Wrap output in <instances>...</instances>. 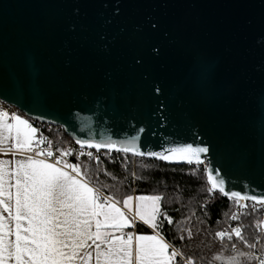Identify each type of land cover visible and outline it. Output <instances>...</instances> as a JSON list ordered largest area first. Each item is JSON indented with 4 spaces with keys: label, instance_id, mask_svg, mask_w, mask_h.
<instances>
[{
    "label": "water",
    "instance_id": "95a60500",
    "mask_svg": "<svg viewBox=\"0 0 264 264\" xmlns=\"http://www.w3.org/2000/svg\"><path fill=\"white\" fill-rule=\"evenodd\" d=\"M5 50L0 101L27 118L78 146L206 143L200 165L264 193V0H0Z\"/></svg>",
    "mask_w": 264,
    "mask_h": 264
},
{
    "label": "snow or ice",
    "instance_id": "6c2138e0",
    "mask_svg": "<svg viewBox=\"0 0 264 264\" xmlns=\"http://www.w3.org/2000/svg\"><path fill=\"white\" fill-rule=\"evenodd\" d=\"M17 93L22 99L18 89ZM156 93L160 94L159 88ZM144 130L138 129L141 133ZM150 134L157 135L155 131ZM200 139L197 137V141ZM161 140L160 150L145 141L143 151L138 135L120 140L104 135L77 143L82 149H108L187 165L204 164L202 157L206 158L210 151L206 143H175L163 136ZM44 144L49 145L47 150L40 147ZM8 155L12 158H0V264H195L179 249L173 247L169 251L172 246L159 234L164 216L161 195H126L122 199L105 195L107 185L90 186V174L82 170L80 163L65 159L70 151L54 156L47 137L29 119L0 108V157ZM86 155L93 158L91 151ZM206 170L210 193L218 192L241 208H246L243 202L249 200L254 211L258 210L257 204L264 206V193L233 190L227 187L223 175H214L212 167ZM215 171L219 173V168ZM134 219L155 234L126 232L125 229L135 227ZM167 221L171 224L172 218L167 217ZM257 227L264 232V227ZM242 232L241 226L216 232L221 241H232L235 236L243 248L232 243V255L214 260H222L223 264H264L262 237L254 235L250 241ZM177 257L181 258L179 262Z\"/></svg>",
    "mask_w": 264,
    "mask_h": 264
},
{
    "label": "trees",
    "instance_id": "16d2710c",
    "mask_svg": "<svg viewBox=\"0 0 264 264\" xmlns=\"http://www.w3.org/2000/svg\"><path fill=\"white\" fill-rule=\"evenodd\" d=\"M31 121L36 125V121ZM44 136L59 151H68L74 143L62 129L46 131ZM69 159L70 163H80L82 170L90 174L91 185H107L105 195H115L117 199L126 195H161L164 216L158 231L172 246L170 251L173 247L179 249L195 264H223L214 257L232 255V243L243 248L235 236L232 241L227 238L221 241L215 236L218 231L241 226L242 234L250 241L254 235H260L264 243V232L257 227L262 224L264 209L247 208L236 214L239 218L231 222L238 206L222 194L208 191L211 186L207 180V165L167 164L108 151L93 154L91 159L87 155H69ZM167 217L172 218L171 224ZM136 231L152 233L140 223L136 224ZM180 259L177 257L178 262Z\"/></svg>",
    "mask_w": 264,
    "mask_h": 264
},
{
    "label": "built area",
    "instance_id": "2783aa9c",
    "mask_svg": "<svg viewBox=\"0 0 264 264\" xmlns=\"http://www.w3.org/2000/svg\"><path fill=\"white\" fill-rule=\"evenodd\" d=\"M0 108H2L3 110H6V111L7 110H9V111H17L15 108L5 104L2 101H0ZM35 127H37L39 129V133L42 134L43 136H44V132H46V131H51V130L58 131L59 129H61L60 127H57V126H54V125H50V124L41 123V122H37ZM38 138H39V136H38ZM40 147L45 148L47 150L49 145L48 144H44V145H41ZM51 150L54 152V156H59V154L61 152L58 149H56L55 147H53V146H51ZM68 151L71 152V155H77V156H83V155H80L81 152L85 153V155L89 151H91L93 154H96V155L105 152L104 150H99V152H97L95 149H88L87 147L82 149L80 146L76 145L75 143H73L71 145V147L69 148ZM109 153L111 154L112 152H109ZM65 159L70 161L69 156L65 157ZM49 161L52 162L51 159ZM243 203L246 204L247 207L246 208L238 207V209L235 211L234 215L238 214L240 211L245 210L247 208L253 209V207H252L253 206V202L252 201L249 200V201H245ZM256 208L257 209H260V208L264 209V206H261V205L257 204ZM230 221L233 222L235 220H232L230 218ZM261 226L263 227V223L261 224ZM230 230L231 229H225L224 231H230ZM260 232H261V228H260Z\"/></svg>",
    "mask_w": 264,
    "mask_h": 264
},
{
    "label": "crops",
    "instance_id": "0c3cea01",
    "mask_svg": "<svg viewBox=\"0 0 264 264\" xmlns=\"http://www.w3.org/2000/svg\"><path fill=\"white\" fill-rule=\"evenodd\" d=\"M6 111V110H5ZM10 114H17V115H20L22 118H25V119H29V118H27L25 115H23L22 113H19L18 112V110L17 111H9V110H7ZM29 121H30V123H32L33 124V126L35 127V125H34V123L31 121V119H29ZM33 155H34V153H33ZM0 158H6V159H11L12 157L10 156V155H8V156H2V157H0ZM50 162V161H49ZM90 186H93V185H91L90 184ZM94 187V186H93ZM129 215L130 216H133L134 214L133 213H129ZM134 223H135V227L134 228H128V229H125V231L127 232V231H133V232H135L136 234H142V233H138L137 231H136V224L137 223H140V224H142V225H144L142 222H140L138 219H134ZM145 227H147L148 229H150L151 231H152V233H150V234H155L154 233V230L153 229H151L150 227H148V226H146V225H144ZM149 234V235H150ZM160 234V233H159ZM169 251H170V249H169Z\"/></svg>",
    "mask_w": 264,
    "mask_h": 264
},
{
    "label": "rangeland",
    "instance_id": "374dc122",
    "mask_svg": "<svg viewBox=\"0 0 264 264\" xmlns=\"http://www.w3.org/2000/svg\"><path fill=\"white\" fill-rule=\"evenodd\" d=\"M262 223H263V227H264V217H263ZM221 256H222V255H221ZM223 257H227V256H223Z\"/></svg>",
    "mask_w": 264,
    "mask_h": 264
}]
</instances>
